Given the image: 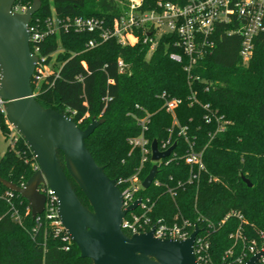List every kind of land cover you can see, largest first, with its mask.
Segmentation results:
<instances>
[{
	"label": "trees",
	"instance_id": "1",
	"mask_svg": "<svg viewBox=\"0 0 264 264\" xmlns=\"http://www.w3.org/2000/svg\"><path fill=\"white\" fill-rule=\"evenodd\" d=\"M33 1L24 3L30 7ZM40 1L32 22L39 20L43 28L53 12L60 19H98L110 28L127 9L126 0ZM164 1L183 6L188 0ZM156 5L157 0H143L142 9L152 10ZM229 30L227 25L217 26L208 39L212 45L202 46L192 66L175 34L162 35L150 53L151 45L144 43L140 31L134 45L111 38L94 48L87 45L98 40V32H61L48 37L41 48L44 56L57 53L58 77L49 76L39 91L33 86L43 108L65 113L81 129L92 119L103 121L86 140V147L120 191L137 173L143 181L154 166L149 160L139 172L140 152H131L129 140L141 135V120H148L144 137L150 145L157 141L161 147L168 139L176 144L174 155L158 165L155 182L159 185L140 190L136 198L152 209L147 217L153 223L171 224L179 215L201 232L208 231L215 264H221L229 251L227 263L243 253L246 262L252 256L250 247H264V34L255 39L253 57L245 66L239 56L242 38L229 36ZM172 54L179 55L181 62L173 60ZM119 60L125 66L122 71ZM173 99L179 104L171 114L165 105ZM0 130L8 142L6 153L0 154V178L21 187L36 172L35 158L18 135L14 145L9 144L11 132L1 113ZM190 145L202 152L205 166L192 182L191 168L183 160ZM58 159L65 169L61 152ZM67 176L79 200L91 208ZM11 192L0 184V264H92L80 258L74 243L66 251L67 243L48 221L42 219L34 230L37 223L29 203L14 192L9 197ZM14 211L21 224L13 220ZM232 212L242 221L236 216L226 219ZM240 227L243 240L236 242L231 235Z\"/></svg>",
	"mask_w": 264,
	"mask_h": 264
},
{
	"label": "water",
	"instance_id": "2",
	"mask_svg": "<svg viewBox=\"0 0 264 264\" xmlns=\"http://www.w3.org/2000/svg\"><path fill=\"white\" fill-rule=\"evenodd\" d=\"M14 3L0 0V98L6 102L8 123L26 143L39 168L24 186L1 178L0 184L29 203L33 219L44 212L46 197L38 188L46 184L57 200L59 220L80 258L92 264H198L194 252L198 227L186 240L157 239L154 229L131 237L123 232L124 218L137 209L141 199L123 209L116 180L106 175L86 147V140L103 121L92 119L83 130L72 117L37 102L32 80L38 58L30 49L29 25L40 11L41 1L34 0L24 14L12 11ZM175 147L173 144L160 152L157 141H153L152 161L169 157ZM58 152L63 154L65 169ZM67 173L91 208L79 200ZM157 173L155 165L142 183L144 190L151 187ZM242 180L251 187L249 180ZM263 257L264 251H259L246 264H256Z\"/></svg>",
	"mask_w": 264,
	"mask_h": 264
},
{
	"label": "built area",
	"instance_id": "3",
	"mask_svg": "<svg viewBox=\"0 0 264 264\" xmlns=\"http://www.w3.org/2000/svg\"><path fill=\"white\" fill-rule=\"evenodd\" d=\"M24 1L25 0H15L12 11L14 13L24 14L29 8ZM126 2V11L114 21L113 26L110 28H104L103 22L98 19L81 17L60 19L54 12L51 18L47 19L45 22L44 28L41 26L39 20L33 23L32 19L29 25V37L31 52L38 58L32 80L33 86H36V91L40 90L42 83L45 82L49 76L58 77V73L55 70L48 69L51 63H48V59L51 57L52 60L53 55L56 53L50 56H44L41 54V48L48 37L59 35L61 32H98V40H92L87 45L88 48H94L111 38L117 39L122 45H134L138 42L136 32L140 31L145 35L144 43H150L151 45L150 53L154 51L157 41L162 35L175 34L178 37V44L182 46L184 53L190 59V66L194 65L197 58L202 54V46L206 45L209 47L212 45L208 39L213 35L216 27L219 25H227L230 27L228 31L229 36L239 35L242 38L239 56L244 65L248 64L253 57L255 39L259 35L264 34V0H188L183 6L165 2L164 0H157L155 9L146 11L142 9L143 0H126ZM171 58L177 62H181V57L179 55L172 54ZM118 67L121 71L124 69L125 66L122 60L118 61ZM33 93L36 96L37 93L34 91ZM178 104L179 101L175 99L167 101L165 105L167 112L173 114ZM5 105L6 102L0 98V113L3 114L4 117ZM147 122V119L141 120V135L129 140V144L132 148L131 152L139 150L141 155V167L139 172L149 160L158 168V165H160L163 160L173 156L175 151L174 149L170 156L165 159H161L158 162L152 161V144L150 145L149 141L144 137V132L147 130ZM224 123L228 124V122ZM224 123L220 124V130L224 129ZM6 124L11 132L9 144L14 145V137L18 134L10 126L7 119ZM181 134L185 136V129H182ZM172 146L170 139H168L161 144V147L158 146V150L160 152H165ZM183 160L191 168L189 182L197 180L198 174L205 171V166L202 161V152H196L192 145H190ZM38 168L36 163L35 170L37 171ZM138 175L139 173L124 182L127 184V187L121 191L123 195V209L132 206L138 200L136 194H138L140 190H144L142 187L144 180L141 181ZM155 179L152 184L159 185V182H155ZM38 190L45 195L46 203L43 214L37 216L35 219L37 226L34 230H37L41 225L42 219L48 221L51 223L56 235H61L63 237L62 240L67 243L65 250L68 251L73 241L59 220L57 200L46 184H41ZM169 192L173 195L171 190ZM7 195L9 197L13 196L12 192ZM12 209L14 210L13 207ZM151 210L152 209L141 199L137 209L129 212L124 218L122 223L123 232L131 237L135 234L148 233L154 229V237L157 239L186 240L197 227L196 225L193 226L191 222L181 219L179 215L175 217L174 222L171 224L161 222L153 223L150 218L147 217V214ZM232 216H236L242 221V217L233 212L230 213L226 219ZM12 218L14 221L21 224L17 211H14ZM224 222L225 221H223V223ZM231 238L236 242L243 240L241 227L234 235H231ZM259 251H264V247L260 250H256L253 245L249 248V253L252 255L251 257ZM194 252L198 264H215L210 254L208 231H199L194 245ZM229 255H231L230 251L226 253L221 264H231L225 261ZM245 256V253H243L242 256L237 258L232 264H246L251 258L244 262L243 258ZM256 264H264V257Z\"/></svg>",
	"mask_w": 264,
	"mask_h": 264
},
{
	"label": "rangeland",
	"instance_id": "4",
	"mask_svg": "<svg viewBox=\"0 0 264 264\" xmlns=\"http://www.w3.org/2000/svg\"><path fill=\"white\" fill-rule=\"evenodd\" d=\"M61 51L62 50L59 49V52H61ZM56 55H57V53L53 55V59L51 60L50 65L48 66L49 70H55L56 68H58V65L54 66ZM248 64H246L245 66H247ZM7 147H8V142L5 140V138L2 135L1 130H0V154H1V156H4V154L6 153Z\"/></svg>",
	"mask_w": 264,
	"mask_h": 264
}]
</instances>
